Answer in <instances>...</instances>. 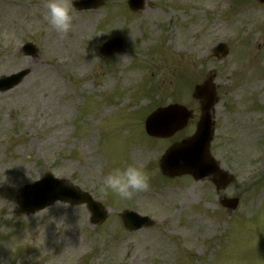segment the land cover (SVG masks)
Here are the masks:
<instances>
[{"label": "rangeland", "instance_id": "1", "mask_svg": "<svg viewBox=\"0 0 264 264\" xmlns=\"http://www.w3.org/2000/svg\"><path fill=\"white\" fill-rule=\"evenodd\" d=\"M146 2L138 14L126 0L74 9L72 30L60 35L44 0H0V77L28 71L0 92V179L8 178L0 183V264H264V4ZM121 36L123 52L99 54ZM28 42L34 56L20 51ZM219 42L228 55L217 59ZM209 72L219 98L211 154L233 177L221 194L240 198L234 212L218 206L210 181L158 174L160 153L189 126L167 142L143 128L152 110L174 102L193 110L194 128L191 93ZM133 162L149 169L150 190L131 200L101 194L104 175ZM46 172L91 193L107 219L92 227L85 206L62 203L18 216V189ZM126 209L154 224L125 230L118 212Z\"/></svg>", "mask_w": 264, "mask_h": 264}, {"label": "water", "instance_id": "2", "mask_svg": "<svg viewBox=\"0 0 264 264\" xmlns=\"http://www.w3.org/2000/svg\"><path fill=\"white\" fill-rule=\"evenodd\" d=\"M82 7L80 9L90 8V6ZM121 50V41L118 40L107 43L101 52L110 55ZM225 53L223 52V54ZM21 75L23 73L0 80V90L4 91L16 85ZM194 97L202 103V117L198 125V130L192 138L167 150L160 161V170L170 177L191 174L194 178L200 179L217 170L215 163L212 162L208 154V145L211 140L213 125L209 112L215 103V93L211 85V80L208 79L203 85L195 87ZM188 117V112L181 106L175 105L165 109H159L146 119L145 131L150 137L166 139L178 130L184 128ZM50 184V177L46 176L39 183L33 185V187L24 188L21 197L18 198V203L20 204L19 213L28 214L35 212L42 208V204H51L56 200L75 204L86 202L90 211L93 213L94 222L98 223L100 221L98 220L100 217H98L99 215L97 213L99 212L98 206L90 201L85 194H79L75 188V192H73L70 189L71 187L64 181H58L57 186L53 188H51ZM40 192L45 193L44 195H40ZM24 194L25 196L23 197ZM77 196L80 197L79 200H76ZM129 218L132 221V225L128 226L130 228L133 225L139 227L144 224L133 213L130 214Z\"/></svg>", "mask_w": 264, "mask_h": 264}, {"label": "clouds", "instance_id": "3", "mask_svg": "<svg viewBox=\"0 0 264 264\" xmlns=\"http://www.w3.org/2000/svg\"><path fill=\"white\" fill-rule=\"evenodd\" d=\"M47 9V21L51 28L60 35H67L73 28L74 0H44ZM8 180L3 173L0 183ZM151 176L145 165L128 163L124 167L111 168L99 185L101 194H113L121 200H131L140 192L149 191Z\"/></svg>", "mask_w": 264, "mask_h": 264}]
</instances>
